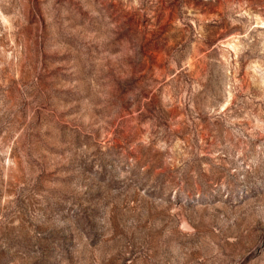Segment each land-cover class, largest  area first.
I'll return each instance as SVG.
<instances>
[{
	"label": "rangeland",
	"instance_id": "1",
	"mask_svg": "<svg viewBox=\"0 0 264 264\" xmlns=\"http://www.w3.org/2000/svg\"><path fill=\"white\" fill-rule=\"evenodd\" d=\"M0 264H264V0H0Z\"/></svg>",
	"mask_w": 264,
	"mask_h": 264
}]
</instances>
